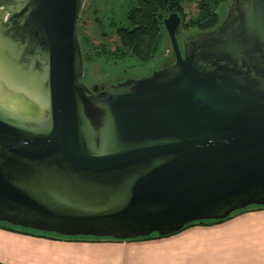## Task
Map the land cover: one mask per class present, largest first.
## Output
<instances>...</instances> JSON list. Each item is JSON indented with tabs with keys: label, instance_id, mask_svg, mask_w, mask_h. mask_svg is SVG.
Instances as JSON below:
<instances>
[{
	"label": "water",
	"instance_id": "95a60500",
	"mask_svg": "<svg viewBox=\"0 0 264 264\" xmlns=\"http://www.w3.org/2000/svg\"><path fill=\"white\" fill-rule=\"evenodd\" d=\"M85 0H0V224L128 242L264 208V0H230L174 63L82 83Z\"/></svg>",
	"mask_w": 264,
	"mask_h": 264
},
{
	"label": "crops",
	"instance_id": "0c3cea01",
	"mask_svg": "<svg viewBox=\"0 0 264 264\" xmlns=\"http://www.w3.org/2000/svg\"><path fill=\"white\" fill-rule=\"evenodd\" d=\"M0 255L10 264H264V208L145 241L49 240L0 230Z\"/></svg>",
	"mask_w": 264,
	"mask_h": 264
},
{
	"label": "trees",
	"instance_id": "16d2710c",
	"mask_svg": "<svg viewBox=\"0 0 264 264\" xmlns=\"http://www.w3.org/2000/svg\"><path fill=\"white\" fill-rule=\"evenodd\" d=\"M227 1L228 0H136L135 4L125 14L123 21L125 25L116 27L113 20L108 27V31L103 34L104 39L97 45L93 44L90 38L78 28L83 63L93 60L124 62L130 58L141 62L150 61L156 56L162 35L161 32H163L164 28L163 21L166 17L173 13L177 14L181 20V29L183 31L197 30L199 33L211 31L223 20L219 18L218 9ZM191 6H194V12L187 15L185 10ZM112 37L115 39L111 40ZM247 211L248 210L241 211L238 212V214ZM233 215L235 216V214ZM234 216H230L227 220H230ZM222 222L198 223L190 225L187 228L193 226L216 225ZM0 230L12 234L49 240L121 242L111 239L94 238L67 239L52 234L12 228L4 224H0ZM155 239H160V237L154 234L148 238L138 239L136 241ZM0 263L10 264L7 261Z\"/></svg>",
	"mask_w": 264,
	"mask_h": 264
},
{
	"label": "rangeland",
	"instance_id": "374dc122",
	"mask_svg": "<svg viewBox=\"0 0 264 264\" xmlns=\"http://www.w3.org/2000/svg\"><path fill=\"white\" fill-rule=\"evenodd\" d=\"M135 1L136 0H85L79 17L78 28L90 38L93 44L97 45L104 39L103 34L108 31V27L113 20L116 27L125 25L123 22L125 14L135 4ZM229 2L230 0L219 7L218 15L220 20L225 17ZM185 12L187 15L192 14L194 12V6L186 8ZM196 33L199 32L197 30L183 31L180 25L178 43L181 51L182 40ZM161 34L156 56L150 61L141 62L130 58L124 62L114 60H93L91 62H84L81 83L91 91L93 89L102 90L110 85H115L125 80H139L149 77L153 72L170 67L174 63V56L164 28ZM114 39V37L111 38V40ZM3 246L5 247V245ZM2 257L8 260L6 255Z\"/></svg>",
	"mask_w": 264,
	"mask_h": 264
},
{
	"label": "flooded vegetation",
	"instance_id": "af4514ba",
	"mask_svg": "<svg viewBox=\"0 0 264 264\" xmlns=\"http://www.w3.org/2000/svg\"><path fill=\"white\" fill-rule=\"evenodd\" d=\"M98 91H101V90H98Z\"/></svg>",
	"mask_w": 264,
	"mask_h": 264
}]
</instances>
